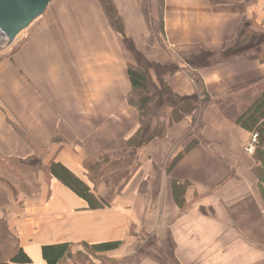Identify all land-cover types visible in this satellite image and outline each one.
<instances>
[{
    "label": "crops",
    "instance_id": "0c3cea01",
    "mask_svg": "<svg viewBox=\"0 0 264 264\" xmlns=\"http://www.w3.org/2000/svg\"><path fill=\"white\" fill-rule=\"evenodd\" d=\"M112 1L125 38L100 0H50L33 32L0 63V155L37 156L40 166L32 197L13 196L0 182V218L33 264H46L43 246L78 252L111 243L118 245L95 254L110 264H264V148L245 152L252 134L235 124V104L207 107L201 126L191 117L166 126L164 138L141 149L116 146L157 122L142 120L126 102L128 65H142L158 93L165 85L195 99L180 53L221 51L244 21L264 30V0H163L157 49L147 43L142 0ZM196 73L210 97L224 98L263 79L264 63L235 56ZM100 153L139 162L107 207L91 210L46 174L50 163L60 164L105 198L110 187L91 185L84 169ZM172 181L188 184L185 207L175 204Z\"/></svg>",
    "mask_w": 264,
    "mask_h": 264
},
{
    "label": "trees",
    "instance_id": "16d2710c",
    "mask_svg": "<svg viewBox=\"0 0 264 264\" xmlns=\"http://www.w3.org/2000/svg\"><path fill=\"white\" fill-rule=\"evenodd\" d=\"M102 8L107 16L112 29L125 38V30L122 20L116 11L112 0H100ZM162 6V3H161ZM160 34L163 36L162 18L160 14ZM235 56L254 59L264 63V30L253 21H244L237 36L226 43L221 51L209 52L198 47L192 52L180 53V57L189 69L186 74L192 80L197 90V98H181L163 85L162 92L158 93L151 85L148 75L140 66L128 65L126 74L130 84V92L126 96V102L134 108L140 118L149 121L156 119L154 128H139L137 132L116 146L119 148L141 149L149 142L162 139L165 136L166 126L179 123L184 118L191 117L193 124L201 126V113L212 105L235 104L238 107V116L234 119L236 125L251 134H257L258 140L255 151L264 148V78L238 92L224 98L210 97L203 86L196 68L204 65H213L223 62ZM200 59V60H198ZM199 61V62H198ZM172 98L171 111L167 115L164 111L166 104H162V98ZM158 103L157 114L153 113L154 104ZM161 102V104H160ZM26 140L25 133L21 131ZM194 142L187 145L166 167L170 171L174 165L194 146ZM3 162V163H1ZM139 167V162L134 158L114 159L108 153H100L84 162L86 177L94 187L105 183L110 187L109 194L102 199H97L91 189L76 178L72 173L60 164L50 163L46 174L55 178L76 196L88 204L91 210L100 209L110 205L113 197L117 196ZM40 169L39 159L34 156L28 160L0 157V170H4L9 176L18 182L17 188L7 180L0 178L13 196L23 193L26 197H32L38 191L36 174ZM32 176V177H31ZM188 184L172 181L171 193L175 204L179 207L188 205L185 193ZM118 244H102L98 246L82 245V248L90 252H102L113 250ZM41 254L46 264H79L72 261L77 253H72L69 245L43 246ZM80 254V252H79ZM105 262V260L102 258ZM101 262V258L99 259ZM0 264H33L26 254L19 248L17 240L8 230L4 219L0 218Z\"/></svg>",
    "mask_w": 264,
    "mask_h": 264
},
{
    "label": "rangeland",
    "instance_id": "374dc122",
    "mask_svg": "<svg viewBox=\"0 0 264 264\" xmlns=\"http://www.w3.org/2000/svg\"><path fill=\"white\" fill-rule=\"evenodd\" d=\"M162 1L163 0H142V2H143L142 3V12H143V16L146 20L148 31H149L147 43L149 45H151V47H153L154 49H157L158 45L163 46L161 43L163 36L160 34V31H161L160 30V14H161V8H162V6H161ZM38 20H39V18L34 20L25 30L21 31L15 37L13 42L10 44H8L7 38L0 31V34L3 35V37L0 36V63L4 60L10 59L16 53L19 46L28 38L30 33L33 32ZM198 60H200V59H198ZM133 66H137V65H133ZM140 67L142 69H144L142 65H140ZM163 103H165L166 105H171L172 98H170V97L169 98H167V97L162 98V104ZM160 104H161V102H160ZM157 108H158V103L156 102L154 104V110H153L154 114H155V112L157 114V110H156ZM18 135H20L22 138H24V136L22 135L21 131H19V129H18ZM0 157H3V156L0 155ZM3 158H5V157H3ZM1 163H3V162H1ZM0 178L7 180L9 183L11 181L10 184L14 183L13 181H16V179H14L13 177H11L7 173H5L4 170H0ZM16 183L18 185L17 181H16ZM79 252H80V254H79ZM72 253H77V251H74ZM95 254H96V252H90L89 250L87 251V250L82 248V251H78V254H76V256H74L72 261H78L79 264H98L100 257L96 256ZM99 263L100 264H110L109 261L108 262L106 261V263H104L102 258H101V262H99Z\"/></svg>",
    "mask_w": 264,
    "mask_h": 264
},
{
    "label": "water",
    "instance_id": "95a60500",
    "mask_svg": "<svg viewBox=\"0 0 264 264\" xmlns=\"http://www.w3.org/2000/svg\"><path fill=\"white\" fill-rule=\"evenodd\" d=\"M50 0H0V31L8 44L45 11Z\"/></svg>",
    "mask_w": 264,
    "mask_h": 264
},
{
    "label": "built area",
    "instance_id": "2783aa9c",
    "mask_svg": "<svg viewBox=\"0 0 264 264\" xmlns=\"http://www.w3.org/2000/svg\"><path fill=\"white\" fill-rule=\"evenodd\" d=\"M257 140H258L257 134L251 135V137H250L249 141L247 142L245 149H244L248 155L254 154V151H255L256 145H257Z\"/></svg>",
    "mask_w": 264,
    "mask_h": 264
},
{
    "label": "bare ground",
    "instance_id": "6f19581e",
    "mask_svg": "<svg viewBox=\"0 0 264 264\" xmlns=\"http://www.w3.org/2000/svg\"><path fill=\"white\" fill-rule=\"evenodd\" d=\"M0 36H2V37H3V35H1V34H0Z\"/></svg>",
    "mask_w": 264,
    "mask_h": 264
}]
</instances>
